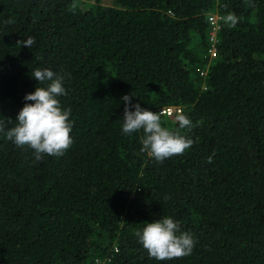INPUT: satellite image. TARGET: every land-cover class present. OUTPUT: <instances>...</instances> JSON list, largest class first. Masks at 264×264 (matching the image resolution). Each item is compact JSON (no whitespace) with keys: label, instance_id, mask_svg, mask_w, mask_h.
Instances as JSON below:
<instances>
[{"label":"trees","instance_id":"16d2710c","mask_svg":"<svg viewBox=\"0 0 264 264\" xmlns=\"http://www.w3.org/2000/svg\"><path fill=\"white\" fill-rule=\"evenodd\" d=\"M89 1L0 0V119L15 125L49 69L73 124L70 148L39 161L0 133V264H264V0ZM125 95L182 110L193 146L142 152L143 131H122ZM166 216L195 243L157 261L136 233Z\"/></svg>","mask_w":264,"mask_h":264},{"label":"clouds","instance_id":"9594fccd","mask_svg":"<svg viewBox=\"0 0 264 264\" xmlns=\"http://www.w3.org/2000/svg\"><path fill=\"white\" fill-rule=\"evenodd\" d=\"M226 19L233 25L238 21L232 13L228 14ZM34 43L32 37L17 42L28 48ZM32 78L39 83H50L47 87H36L34 92L25 95L24 106L19 111L13 127L8 128L5 123H12L10 119H0V133L17 146H28L34 150L38 161L42 154L62 156L73 143L70 136L73 127L69 119L71 109L62 108L58 99L66 95L63 78L49 69L34 70ZM132 97H122L125 104L122 131L124 134L143 131L142 152L162 162L170 157L183 155L193 146L194 141L180 133V129L192 127L191 120L182 110L173 113L179 128L172 130L163 126L160 112L141 108L139 104H130ZM29 101L32 103H28ZM136 235L148 255L157 261H171L188 256L195 243L189 233L181 231L178 221L167 216L152 223H145L143 230Z\"/></svg>","mask_w":264,"mask_h":264},{"label":"built area","instance_id":"2783aa9c","mask_svg":"<svg viewBox=\"0 0 264 264\" xmlns=\"http://www.w3.org/2000/svg\"><path fill=\"white\" fill-rule=\"evenodd\" d=\"M218 15H210L208 17V23L210 25V31H209V41L211 43L210 49L208 50V55L210 58L215 57L216 50H215V43H216V33L219 29L218 21H219ZM180 109H176L174 107H165L161 110V113L167 116H171L174 112L179 111Z\"/></svg>","mask_w":264,"mask_h":264},{"label":"rangeland","instance_id":"374dc122","mask_svg":"<svg viewBox=\"0 0 264 264\" xmlns=\"http://www.w3.org/2000/svg\"><path fill=\"white\" fill-rule=\"evenodd\" d=\"M101 4L104 6H113V1L112 0H100ZM90 1L89 0H84L83 5L81 6L83 9H87L89 6Z\"/></svg>","mask_w":264,"mask_h":264}]
</instances>
